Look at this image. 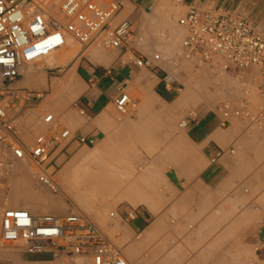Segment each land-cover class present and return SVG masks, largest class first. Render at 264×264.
Listing matches in <instances>:
<instances>
[{"label":"crops","instance_id":"crops-1","mask_svg":"<svg viewBox=\"0 0 264 264\" xmlns=\"http://www.w3.org/2000/svg\"><path fill=\"white\" fill-rule=\"evenodd\" d=\"M121 1L120 17L132 22L131 43L133 25L156 11L161 0ZM180 5L185 13L193 5L229 9L264 33V0H183ZM67 49L72 55L64 60ZM76 49L74 44L60 49L58 66L44 62L40 71L27 69L12 82L38 95L17 119L18 133L22 141H31L39 132L69 129L65 151L55 162L89 144L114 148L106 161L92 162L98 167L83 174V189L91 187L88 208L127 264H223L227 245L248 243L264 250V137L239 119L224 123L218 109L192 114L193 104L183 102L176 79L148 55L135 51L147 61L138 66L128 51L111 52L98 44L87 46L90 63ZM68 81L73 88L54 95ZM127 89H135L138 107L119 115L116 99ZM49 112L54 120L46 125L43 117ZM81 137L92 142L81 144ZM231 146L234 153L218 157ZM83 156L76 157V166L85 165ZM68 210L64 205L33 209L56 215ZM41 255L34 260L62 264V257ZM259 256L256 251L251 263L237 256L234 264H260Z\"/></svg>","mask_w":264,"mask_h":264},{"label":"built area","instance_id":"built-area-1","mask_svg":"<svg viewBox=\"0 0 264 264\" xmlns=\"http://www.w3.org/2000/svg\"><path fill=\"white\" fill-rule=\"evenodd\" d=\"M54 3L59 5L62 18L48 13ZM122 9L121 0H0V186L9 175V166L25 162L47 191L59 193L55 170L49 171L53 162L50 157L71 131L62 130L53 140L41 134L33 144L22 141L16 121L28 108L33 94L15 88L12 82L28 63L66 47L69 38L82 47L100 38L106 48L124 47L132 33V22L120 17ZM179 24L187 31L182 47L187 58L213 72L243 75L237 101H225L218 108L223 122L239 119L264 137V33L250 18L223 8L190 6ZM130 58L138 66L147 63L143 57ZM153 59L159 60L160 54ZM253 75L258 82L257 101L252 99L248 86L255 81L249 78ZM131 103L126 92L116 99L121 113H127ZM53 120V113L45 118L47 123ZM78 140L81 144L92 142L85 137ZM234 151L231 146L218 157ZM8 245L30 255L70 253L86 257L90 264H127L121 249L85 213L36 214L22 207H7L0 219V246Z\"/></svg>","mask_w":264,"mask_h":264},{"label":"rangeland","instance_id":"rangeland-1","mask_svg":"<svg viewBox=\"0 0 264 264\" xmlns=\"http://www.w3.org/2000/svg\"><path fill=\"white\" fill-rule=\"evenodd\" d=\"M181 10H182L181 5L176 0H161V3L159 7L156 9V11L145 15L142 21H138L137 23H135V25H133V29L135 32L132 35L133 41L131 43H129V41L127 42V45L130 47L127 46L124 49L106 48L103 45L101 38L96 40L91 45L100 44L102 48L111 52L114 50H124V52L128 51L127 55L132 56L134 58L136 52L137 53L140 52L141 55L145 57L146 55H148L151 58H153L156 54H160V59L155 60L156 63L161 67H163L167 71V73L170 74V76L176 79L177 86L179 88V93H181L183 97V102L187 105L188 100L189 99L191 100V103L193 104V110L191 112L192 114L198 113L200 110H204V109H218L219 106L222 105L223 102L225 101H232V102L237 101L241 93V88L243 86L240 82V79L243 76L241 73L213 72L203 63H200L193 58H187L183 54L182 52L183 41L187 35V31L183 26L179 24V19L183 15H185V12H182ZM171 21L175 22L176 25L175 31L168 23ZM130 38H132L131 35L129 36V39ZM72 44L76 45L77 47L76 50L80 49L79 56L84 55L83 59L91 63V60H89L88 58L89 57L88 52H86L87 47L86 48L82 47L78 43V41H76L73 38L72 39L70 38V42L66 47ZM66 47H64L63 49H65ZM68 51L69 50L67 49V53L64 60H67V58H69L72 55V52L69 51L68 53ZM56 54L57 52L52 53L49 56L43 57L38 61L28 63L22 74L25 73L28 66H29L28 68H32L35 73L37 70H39V68H41L44 65V62L47 63L48 60L56 59L55 58ZM77 58L73 62H75ZM249 78L253 80L255 79V81H252L248 86L250 87L251 90L250 93H252L251 95L253 96L252 99L257 101L259 100V98L257 97V92H258V88H257L258 82L256 81L257 78L254 77V75L252 77L249 76ZM149 81L150 78L146 77L144 82L145 84L144 90H148ZM134 90L135 89L133 90L127 89V93L130 94V96L132 97L131 98L132 103L129 105V108H133V109L138 107L135 104V101L133 100L135 95ZM31 93L33 94L34 92ZM34 94H33V99L29 102L28 108L32 106L30 104H35L37 102L36 97L38 95L36 94L34 95ZM39 94L42 93L39 92ZM40 96L46 97L45 95H40ZM133 103L135 104L134 106ZM27 109L25 111H27ZM115 109L118 111L119 115H122L116 105H115ZM51 113L52 112L46 113L43 117V122L46 125H50V123H52V122L49 123L45 122V117ZM181 119H185L184 116L181 115ZM61 131L62 130L60 129H56L55 131H51L47 133L39 132L31 141L28 140L27 137H23V139L25 140L24 142L33 144L35 139L41 134H47V137L51 139L54 136L59 135ZM65 142L66 140L63 142L60 148L54 149L50 157V159H53V162L51 164V168L49 171L55 170V177L58 179L60 183H62L64 171L67 169L66 167L69 166L71 163H73L74 160H76V157L79 156L80 154H84L83 158L86 161L85 165L82 163L79 165L82 174L85 175L86 173L93 170V168L96 169L98 167L97 164L92 165V162L94 160L106 161L107 156H109V154L114 150V148L109 146L100 147L95 144H89L88 146L86 145L84 149H82L78 154H75V152L71 150L67 153V158L64 159V161L55 162L56 160L55 156L59 152L65 151V149H61ZM104 165L105 167L111 166L110 164H106V163ZM26 167H21V168L16 166L8 167L9 175L6 179H3L1 181L0 199L6 198L8 197V195L9 197L12 198L9 204L7 205H5V201L1 202L0 219L3 210L7 207H22L36 214L39 213L47 214L39 211L35 212L33 211V209L34 207L45 206V205H49V206L64 205L69 210L63 215H69L71 213H85L91 219H93V221L96 222V220L92 216L91 211L88 208V205L78 204L76 206L74 204L66 203L65 201L62 203L63 200L61 201L62 198L61 195L58 193L53 194L47 192L46 189L43 187V185H41L40 182L38 181L37 176L34 174V169L31 168L29 165H27ZM61 170H63V172ZM105 172L107 173V175H109L108 170ZM14 188L20 190L18 191L19 193L22 192L20 196H16V192L13 191ZM34 191H38L42 194L49 196L52 201L56 202V204L50 202L36 203V199H34L32 196H27L28 194L31 195V193ZM87 198L89 200L88 203H90V200L92 199V195H87ZM110 211L112 210H109L108 214L110 213ZM49 213L54 214V212H49ZM244 235L245 236L248 235V232L245 231ZM227 246H228L227 251H223V255L224 256L226 255L227 257V259L223 261V264H232V263L234 264L237 256L251 263L253 261V254H255L256 251L260 255L259 263L264 264V254H262L264 250H261V248H256L252 244H248V243L231 244ZM39 256H44V255H30L24 253L18 247L9 246V245L0 246V264H43V263H38V261L34 260L35 257H39ZM52 257H62V264H90L89 260L82 255L63 253L58 256L52 255Z\"/></svg>","mask_w":264,"mask_h":264},{"label":"bare ground","instance_id":"bare-ground-1","mask_svg":"<svg viewBox=\"0 0 264 264\" xmlns=\"http://www.w3.org/2000/svg\"><path fill=\"white\" fill-rule=\"evenodd\" d=\"M59 5L58 4H55L53 6H51L49 9H48V13L52 14L54 17H60L62 18V15L59 11ZM50 16V15H49ZM168 20H171V19H168ZM172 29L175 31L176 30V25H175V22H168ZM72 39V38H71ZM175 40V39H174ZM70 42V38L68 39V43ZM68 45V44H67ZM176 50V49H175ZM58 51V50H57ZM55 51V52H57ZM54 53V52H53ZM69 53V51H68ZM52 54V53H51ZM50 54V55H51ZM174 56V55H173ZM48 65L51 67V66H58L57 64L60 63V60H56V59H53V60H48ZM28 65V64H27ZM26 65V66H27ZM29 67V66H28ZM28 73L29 74H33L34 71L32 68H28ZM31 67V66H30ZM225 73V72H223ZM31 76V75H30ZM65 82V81H64ZM228 84V83H227ZM229 85V84H228ZM65 88V87H69V88H73V84H72V81H68L66 83H62L57 89H56V93L54 95H57L60 91H62V88ZM49 115V114H48ZM46 118V117H45ZM47 123V122H46ZM47 135V134H46ZM18 165V166H17ZM11 166H16V167H26V163L25 162H20L18 164H13ZM27 168V167H26ZM58 181V180H57ZM60 187H61V190L59 191L58 194L61 195V201L62 203L65 201L66 203H69V204H74V205H78L79 204H85V205H88V199H87V196L86 194H88L91 189V187L89 186L88 189H86V191L83 189V184L85 185V180L83 179V174L81 172V168L80 166H76V160H74L73 163H71L67 169L64 171V176H63V180H62V183H60L58 181ZM84 190V191H83ZM14 192H16V196H20V194L22 192H18L20 190H17L16 188L13 189ZM47 191V190H46ZM89 191V192H88ZM49 192V191H47ZM88 192V193H87ZM51 193V192H50ZM2 194V192H1ZM54 194V193H53ZM57 194V193H56ZM23 195H26V194H23ZM27 196H32L34 199H36V203H42V202H50V203H54L56 204V202L52 201L51 198L45 194H42L38 191H34L31 193V195H27ZM12 197H6V198H3V199H0V204L1 202L5 201V205L9 204L10 200H11ZM58 199V198H57ZM60 201V202H61ZM92 201V200H91ZM78 202V203H77ZM93 202V201H92ZM33 205H36V204H33ZM32 206V205H31ZM1 207V206H0Z\"/></svg>","mask_w":264,"mask_h":264}]
</instances>
